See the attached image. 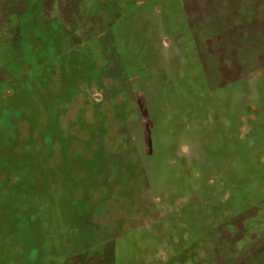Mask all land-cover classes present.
I'll return each instance as SVG.
<instances>
[{
  "label": "rangeland",
  "instance_id": "obj_1",
  "mask_svg": "<svg viewBox=\"0 0 264 264\" xmlns=\"http://www.w3.org/2000/svg\"><path fill=\"white\" fill-rule=\"evenodd\" d=\"M0 264H264V0H0Z\"/></svg>",
  "mask_w": 264,
  "mask_h": 264
}]
</instances>
